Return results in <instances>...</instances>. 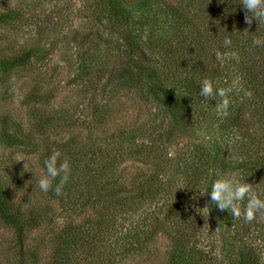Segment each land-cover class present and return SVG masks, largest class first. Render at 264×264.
<instances>
[{
	"label": "trees",
	"instance_id": "1",
	"mask_svg": "<svg viewBox=\"0 0 264 264\" xmlns=\"http://www.w3.org/2000/svg\"><path fill=\"white\" fill-rule=\"evenodd\" d=\"M244 17L241 0H0V264H153L140 258L159 239L163 264H264V213L234 219L202 195L234 177L264 200V23ZM204 78H238L227 117ZM16 151L44 174L59 151L62 194L23 199Z\"/></svg>",
	"mask_w": 264,
	"mask_h": 264
},
{
	"label": "clouds",
	"instance_id": "2",
	"mask_svg": "<svg viewBox=\"0 0 264 264\" xmlns=\"http://www.w3.org/2000/svg\"><path fill=\"white\" fill-rule=\"evenodd\" d=\"M241 6L245 10V23L251 26L253 19L258 24L264 23V0H241ZM232 41L226 37L223 41V47L225 49L230 48ZM253 46H264V39L254 38L252 41ZM216 59L223 62L225 57H231L239 60L238 54L228 51H216ZM240 91L239 80L233 79L230 85L227 87H218L214 89L211 79L204 78L200 82V95L206 99L219 100L216 103L217 113L223 117L229 115V108L231 106L230 95L234 92ZM246 96H251L250 92H245ZM61 153L55 151L44 161L46 168V174L36 178V184L39 189L47 193L50 190H54L57 196L62 194L65 184L69 180L70 164L67 159L59 162ZM59 178V182L53 189V181ZM211 197V203L215 204L219 210H227L234 219H238L243 216L245 222H252L257 213H264V200L258 198L257 194L252 189V184L247 182H240L234 177H222L213 181L210 192H205ZM247 198V203L243 210L239 202ZM205 206L203 209H207Z\"/></svg>",
	"mask_w": 264,
	"mask_h": 264
},
{
	"label": "rangeland",
	"instance_id": "3",
	"mask_svg": "<svg viewBox=\"0 0 264 264\" xmlns=\"http://www.w3.org/2000/svg\"><path fill=\"white\" fill-rule=\"evenodd\" d=\"M83 33V28L80 25H76L73 29V33L69 36V40L62 44L55 58V63L60 67L66 69V62L72 60L75 50V42ZM126 99L124 98L123 101ZM8 151L5 153L7 154ZM20 160H23L27 171L29 173V180L27 188L23 191L22 198L29 199L33 203H38L45 198V193L42 192L36 184V178L44 175L37 158L34 155L24 154L23 152L16 151L15 154ZM47 200V199H46ZM62 219L58 221L61 222ZM51 227L35 231L33 236L43 235L46 241L51 237ZM11 238V232L9 229H5L0 225V240L8 241L7 245H10L9 240ZM49 248V247H48ZM167 241L165 239L157 240L149 249V253L140 258L141 261H150L153 264H163L166 257ZM48 252V251H47ZM1 259V255H0Z\"/></svg>",
	"mask_w": 264,
	"mask_h": 264
}]
</instances>
